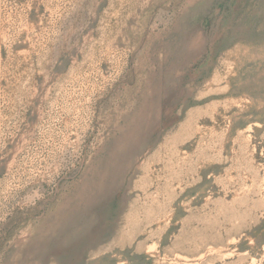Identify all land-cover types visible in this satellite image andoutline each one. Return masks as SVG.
<instances>
[{
  "label": "rangeland",
  "instance_id": "1",
  "mask_svg": "<svg viewBox=\"0 0 264 264\" xmlns=\"http://www.w3.org/2000/svg\"><path fill=\"white\" fill-rule=\"evenodd\" d=\"M0 264H264V0H0Z\"/></svg>",
  "mask_w": 264,
  "mask_h": 264
}]
</instances>
